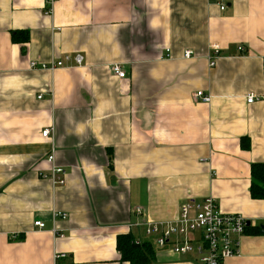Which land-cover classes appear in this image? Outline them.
Returning <instances> with one entry per match:
<instances>
[{"label": "crops", "instance_id": "crops-1", "mask_svg": "<svg viewBox=\"0 0 264 264\" xmlns=\"http://www.w3.org/2000/svg\"><path fill=\"white\" fill-rule=\"evenodd\" d=\"M46 4L0 0V264H128L126 234L152 245V264H200L130 226L209 197L250 221L222 264H264V200L250 194L264 165V0H60L53 16ZM53 146L64 187L40 177Z\"/></svg>", "mask_w": 264, "mask_h": 264}, {"label": "built area", "instance_id": "built-area-1", "mask_svg": "<svg viewBox=\"0 0 264 264\" xmlns=\"http://www.w3.org/2000/svg\"><path fill=\"white\" fill-rule=\"evenodd\" d=\"M60 0H47L45 15L53 16L55 6ZM225 10V6L221 7ZM170 49L166 50V59H170ZM238 51L243 54L244 47H239ZM221 50L215 46L212 48L209 56L210 66L214 67L216 61L220 58ZM193 53L185 52L184 57L191 59ZM72 60L71 56H66L64 60L52 63L50 67L43 65L42 69L55 71L59 68H66L68 62ZM76 66L83 65V57H74ZM37 63H31L32 69H37ZM111 71L120 79L126 77L120 65H113ZM196 99L203 103H210L211 97L202 92L196 94ZM256 100L255 95L248 97V103L252 104ZM53 128L42 132L43 138L53 139ZM56 149L53 146L48 155V162L51 164L49 175L40 174L43 179L51 180L55 187H64L66 185V171L56 164ZM134 213L142 216L141 208H136ZM54 219L66 220V213L56 212ZM35 227L44 230L45 224L35 222ZM130 227H142L145 230L147 238H153L158 247L165 248L169 245L173 247L172 251L180 256H194L200 264H222L226 260L238 257L241 249V239L246 234L250 221L240 214H224L220 211L217 200L214 197L206 198L202 202L189 201L185 203L179 211L178 217L173 222L155 223L150 220L137 222ZM57 235V231L54 232ZM63 237V236H62ZM61 237V238H62ZM139 243V242H138ZM66 255L56 253L55 261L65 258Z\"/></svg>", "mask_w": 264, "mask_h": 264}, {"label": "trees", "instance_id": "trees-1", "mask_svg": "<svg viewBox=\"0 0 264 264\" xmlns=\"http://www.w3.org/2000/svg\"><path fill=\"white\" fill-rule=\"evenodd\" d=\"M18 35V33H17ZM14 42L20 44L17 36ZM29 41L27 33L23 43ZM22 44V43H21ZM250 194L254 200H264V165H253L252 185ZM251 229L248 227L247 232ZM261 232L260 229H258ZM117 249L121 255V261L128 264H152L154 262V250L150 243H138L132 234L120 235L117 241Z\"/></svg>", "mask_w": 264, "mask_h": 264}, {"label": "water", "instance_id": "water-1", "mask_svg": "<svg viewBox=\"0 0 264 264\" xmlns=\"http://www.w3.org/2000/svg\"><path fill=\"white\" fill-rule=\"evenodd\" d=\"M262 229L264 230V227H262Z\"/></svg>", "mask_w": 264, "mask_h": 264}]
</instances>
